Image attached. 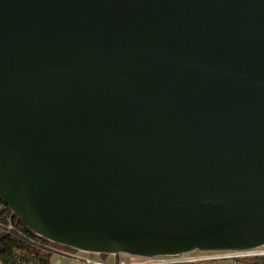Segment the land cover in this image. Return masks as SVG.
Here are the masks:
<instances>
[{"label": "water", "instance_id": "1", "mask_svg": "<svg viewBox=\"0 0 264 264\" xmlns=\"http://www.w3.org/2000/svg\"><path fill=\"white\" fill-rule=\"evenodd\" d=\"M0 197L88 253L263 247L264 0H0Z\"/></svg>", "mask_w": 264, "mask_h": 264}, {"label": "trees", "instance_id": "2", "mask_svg": "<svg viewBox=\"0 0 264 264\" xmlns=\"http://www.w3.org/2000/svg\"><path fill=\"white\" fill-rule=\"evenodd\" d=\"M73 249L64 246L36 234L31 228L19 220L12 210L6 206L0 197V261L1 264H19L17 259H22L27 264H49V255L41 256L37 260V255L47 251L52 253L55 247ZM18 250H24L30 253L34 259L25 260L19 258ZM57 250V249H56ZM76 250V249H74ZM107 257L109 254H102ZM250 264H264V257L249 259L245 261ZM181 264H198V263H181ZM215 264V263H211ZM228 264H234L229 262ZM237 264V262L235 263Z\"/></svg>", "mask_w": 264, "mask_h": 264}, {"label": "built area", "instance_id": "3", "mask_svg": "<svg viewBox=\"0 0 264 264\" xmlns=\"http://www.w3.org/2000/svg\"><path fill=\"white\" fill-rule=\"evenodd\" d=\"M64 254L71 253L64 251ZM88 253V252H87ZM98 254V253H93ZM120 254V253H119ZM119 254H116L117 260L109 262L106 260H97L85 258L84 264H181V263H217L222 261L245 262L249 259L264 257V246L255 249H238V250H208L184 253L180 255L169 256H138L128 253V259H120ZM112 255V254H111ZM51 264H62L61 262L53 261Z\"/></svg>", "mask_w": 264, "mask_h": 264}, {"label": "rangeland", "instance_id": "4", "mask_svg": "<svg viewBox=\"0 0 264 264\" xmlns=\"http://www.w3.org/2000/svg\"><path fill=\"white\" fill-rule=\"evenodd\" d=\"M58 249H60V250H58ZM64 251L71 253V256L64 254L63 253ZM194 252H196V251H194ZM17 253L19 254V258H22V256H23L25 258V260H27V259L30 260V259L35 258V257L31 256L29 252L24 251V250H18ZM48 255H49L48 258L50 260L49 264H51L53 261L61 262L62 264H84L85 258H91V259H97V260H106L109 262H114L117 260L116 255L109 254L107 257H105L102 254L87 253L84 251H79V250H74V249H66V248H62V247L61 248L55 247V250L52 251V253L45 251L42 254L37 255L36 257H38L37 260H39V258L41 256L46 257ZM128 257H129L128 254H125V253L119 254V258L121 260L122 259H128ZM17 260H18L19 264H27V262L24 263L25 261L23 262L22 259H17ZM229 262H231V261H222V262L220 261V262H217L215 264H228ZM0 264H1V261H0ZM203 264H211V263H203Z\"/></svg>", "mask_w": 264, "mask_h": 264}, {"label": "flooded vegetation", "instance_id": "5", "mask_svg": "<svg viewBox=\"0 0 264 264\" xmlns=\"http://www.w3.org/2000/svg\"><path fill=\"white\" fill-rule=\"evenodd\" d=\"M58 250H60V249H58ZM232 262V261H231ZM234 264L236 263V262H233Z\"/></svg>", "mask_w": 264, "mask_h": 264}]
</instances>
